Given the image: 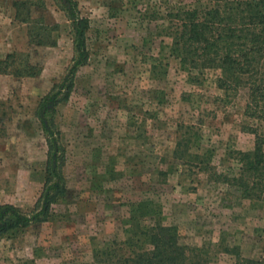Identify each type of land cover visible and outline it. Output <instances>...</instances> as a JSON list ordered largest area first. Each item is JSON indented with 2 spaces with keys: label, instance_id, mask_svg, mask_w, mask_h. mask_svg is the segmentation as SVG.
<instances>
[{
  "label": "rangeland",
  "instance_id": "374dc122",
  "mask_svg": "<svg viewBox=\"0 0 264 264\" xmlns=\"http://www.w3.org/2000/svg\"><path fill=\"white\" fill-rule=\"evenodd\" d=\"M14 1L0 0V14L10 18L0 23V59L11 51L27 54L40 72L0 73V203L28 213L46 159L34 108L66 72L73 47L57 0H29L32 18L57 25L53 46L27 43L25 25L13 19ZM73 1L87 19V59L51 114L65 193L47 220L0 235V264H89L96 243L122 237L130 203L146 198L159 205L163 224L177 227L179 242L207 248L208 264H232L224 246L260 256L264 197L241 198L229 181L214 180L209 171L233 176L236 152L250 149L254 140L243 128L255 127L264 136V118L244 114L246 89L232 93L215 86L217 70L205 71L198 84L189 82L167 54L169 39L156 36L155 21L149 20L162 1L169 6L194 0ZM156 59L165 62L163 73H152ZM179 124L194 126L197 150L210 156L208 172L173 156Z\"/></svg>",
  "mask_w": 264,
  "mask_h": 264
},
{
  "label": "trees",
  "instance_id": "16d2710c",
  "mask_svg": "<svg viewBox=\"0 0 264 264\" xmlns=\"http://www.w3.org/2000/svg\"><path fill=\"white\" fill-rule=\"evenodd\" d=\"M71 30L73 56L58 82L52 84L34 108V116L43 132L46 144L44 180L32 209L25 213L10 203H0V235L21 231L31 224L47 220L51 205L65 193L61 172L62 147L52 121L55 106L67 98L74 72L87 59L85 31L87 19L79 16L73 0H57ZM29 0L12 2L13 19L26 27L28 44L53 46L56 24H46L30 16ZM149 20L155 21L156 36L169 39L167 54L177 61L178 69L192 83H200L205 71L217 70L215 86L224 92L246 89L244 114L264 118V0H194L193 4L154 5ZM165 62L156 59L152 73H163ZM40 67L28 62L27 54L11 51L0 59V73L13 77H34ZM192 124L178 126L173 156L182 163H196L209 171V153L199 151V137ZM253 133L252 147L236 152L239 163L230 178L209 171L211 178L229 181L241 198L257 200L264 197V136L255 127L243 128ZM191 140V137L194 136ZM187 136V137H186ZM192 145H191V144ZM191 145V146H190ZM194 147V153H188ZM190 156V160L184 158ZM205 157V158H204ZM204 159V160H203ZM195 165V164H194ZM128 216L121 228L122 237L96 243L89 264H208L204 245H186L178 241L177 227L163 224L160 207L151 199L130 203ZM264 233V230H262ZM233 257L232 264H264L263 253L247 257L238 246H224Z\"/></svg>",
  "mask_w": 264,
  "mask_h": 264
},
{
  "label": "crops",
  "instance_id": "0c3cea01",
  "mask_svg": "<svg viewBox=\"0 0 264 264\" xmlns=\"http://www.w3.org/2000/svg\"><path fill=\"white\" fill-rule=\"evenodd\" d=\"M10 21V18L4 16L2 13L0 14V23L3 22V21ZM1 36V35H0Z\"/></svg>",
  "mask_w": 264,
  "mask_h": 264
}]
</instances>
